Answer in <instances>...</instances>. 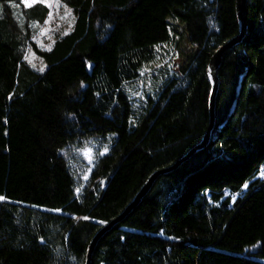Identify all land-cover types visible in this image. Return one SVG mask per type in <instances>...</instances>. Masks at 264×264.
Returning a JSON list of instances; mask_svg holds the SVG:
<instances>
[{"label": "trees", "instance_id": "16d2710c", "mask_svg": "<svg viewBox=\"0 0 264 264\" xmlns=\"http://www.w3.org/2000/svg\"><path fill=\"white\" fill-rule=\"evenodd\" d=\"M58 1L73 27L38 50L49 8L0 0V252L85 264L95 233L202 139L209 59L239 24L236 0ZM170 16L196 51L135 113L124 86L169 40ZM246 24L217 71L208 144L157 177L98 239L91 264H264V0H246ZM29 48L44 69L26 62ZM92 141L107 152L78 195L70 154Z\"/></svg>", "mask_w": 264, "mask_h": 264}, {"label": "rangeland", "instance_id": "374dc122", "mask_svg": "<svg viewBox=\"0 0 264 264\" xmlns=\"http://www.w3.org/2000/svg\"><path fill=\"white\" fill-rule=\"evenodd\" d=\"M37 2L43 3L41 0ZM43 4L49 8V15L33 40L38 50H48L56 37L68 33L74 23L72 10L60 1L48 0ZM167 22L169 40L154 46V58L143 65L139 78L124 86L135 113L146 106L148 99H157L167 81L182 76L189 57L196 51L188 41L185 23L173 16L168 17ZM25 60L35 70L45 68L44 61L33 49H28ZM106 152V145L100 146L94 141L71 152L69 159L77 181L78 195L97 157ZM258 177L264 179V167L260 168ZM244 191L245 186L240 193L232 196L233 199L243 195ZM0 264H45V261L43 251L36 249L0 252Z\"/></svg>", "mask_w": 264, "mask_h": 264}, {"label": "water", "instance_id": "95a60500", "mask_svg": "<svg viewBox=\"0 0 264 264\" xmlns=\"http://www.w3.org/2000/svg\"><path fill=\"white\" fill-rule=\"evenodd\" d=\"M236 14L238 18L239 24V33L227 40L224 44L219 46L210 56L207 74L208 78L211 83L209 98H208V114H209V124L204 132L202 139L198 144H196L193 148H191L186 154H184L179 160H177L172 165L156 170L153 172L146 182L141 186L139 191L135 194L131 202L124 208V210L115 218H113L110 222L102 226L93 236L91 239L87 252H86V259L85 264H91L92 253L95 248V245L99 238H101L106 231L111 229L115 224L120 222L124 216L132 210V208L145 196V194L150 190L151 186L153 185L154 181L157 179L158 176L162 174H166L175 168H177L181 163L188 160L195 152L198 150L203 149L210 140L211 131L214 127L215 119H214V109H215V96L218 89V75L217 71L220 67L222 62V58L224 53L227 49L234 47L235 45L239 44L242 39L244 38L246 31H247V24H246V0H236Z\"/></svg>", "mask_w": 264, "mask_h": 264}, {"label": "snow or ice", "instance_id": "6c2138e0", "mask_svg": "<svg viewBox=\"0 0 264 264\" xmlns=\"http://www.w3.org/2000/svg\"><path fill=\"white\" fill-rule=\"evenodd\" d=\"M36 2V0H23V3L25 4L26 7H30L32 6L34 3ZM41 2L43 3H47L48 0H41ZM70 11V10H69ZM246 186V185H245ZM4 197H0V200H3Z\"/></svg>", "mask_w": 264, "mask_h": 264}]
</instances>
